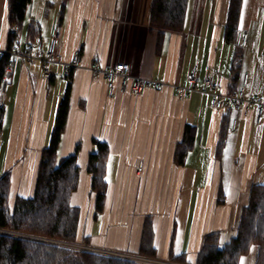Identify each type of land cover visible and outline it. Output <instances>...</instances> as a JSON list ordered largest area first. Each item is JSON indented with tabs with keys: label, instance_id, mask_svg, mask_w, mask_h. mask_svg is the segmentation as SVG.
I'll return each instance as SVG.
<instances>
[{
	"label": "crops",
	"instance_id": "crops-1",
	"mask_svg": "<svg viewBox=\"0 0 264 264\" xmlns=\"http://www.w3.org/2000/svg\"><path fill=\"white\" fill-rule=\"evenodd\" d=\"M7 1L0 0V57L16 30L7 22ZM229 2L187 0L183 30L167 32L158 42L149 23L151 0H32L23 23L25 48L20 49V41L13 46L21 51L33 47V59H12V75L0 93V176L9 175L11 201L33 196L40 155L69 88L57 157L75 156L79 167L70 198L79 211V242L145 260L138 257V247L149 218L153 260L161 264H178L179 259L195 264L209 234H218L220 246L228 244L236 236L252 188H264V0H241L237 32L247 33L245 50L225 37ZM31 22L40 37L29 44L25 33ZM54 33L60 37L61 60L44 79L41 59ZM76 51L79 67L67 72ZM92 63L102 69L127 63L133 79H147L160 88L149 86L133 95L132 80L123 92L117 79L115 95L108 98L104 80L92 78ZM193 66L199 70L197 90L179 101L175 88L188 87ZM211 75L216 80L213 94L220 96L234 94L242 76H248L233 133L232 105L216 111L212 93H202L203 81ZM233 79L237 89L231 93ZM221 130L225 141L217 148ZM182 140L187 153L180 165L175 151ZM96 143L109 150L99 214L87 170ZM257 254L258 248L251 246L239 264H255Z\"/></svg>",
	"mask_w": 264,
	"mask_h": 264
},
{
	"label": "trees",
	"instance_id": "trees-1",
	"mask_svg": "<svg viewBox=\"0 0 264 264\" xmlns=\"http://www.w3.org/2000/svg\"><path fill=\"white\" fill-rule=\"evenodd\" d=\"M32 0H8L7 22L15 27L8 37L7 52L0 57V93L4 69L9 64L13 44L18 42L21 29ZM241 0H230L225 37L235 43ZM187 0H151L150 26L158 33V42L165 33L183 30ZM29 44L39 40L37 25L31 22L26 29ZM240 54L238 55V57ZM241 57V56H240ZM239 67L232 70L234 79ZM232 80V92L236 91V80ZM69 110V88L61 99L55 116L48 145L42 150L36 173L34 193L31 198L16 197L11 201L8 173L0 176V264H139L137 261L120 257L102 256L96 253L75 250L46 243L42 240L61 241L77 246L79 211L70 204L72 193L79 181L76 157L58 159L57 153L65 128ZM4 107L0 104V133L3 125ZM226 133L221 130L217 148L223 146ZM97 152L89 157L88 172L92 175L91 189L95 194V214L104 205L106 183L105 165L109 153L104 143H96ZM175 159L182 164L187 153L182 140L176 146ZM154 233L149 218L144 220L138 257L154 259ZM251 246L258 248L255 264H264V188L253 187L249 203L243 208L236 236L223 246L219 245L218 234L204 237L197 253L195 264H239ZM178 264H185L182 259Z\"/></svg>",
	"mask_w": 264,
	"mask_h": 264
},
{
	"label": "built area",
	"instance_id": "built-area-1",
	"mask_svg": "<svg viewBox=\"0 0 264 264\" xmlns=\"http://www.w3.org/2000/svg\"><path fill=\"white\" fill-rule=\"evenodd\" d=\"M60 37L58 33H54L50 38V48L48 52L44 55V57L41 59V74L44 79H47L51 75V68L54 64H57L60 62ZM235 47L240 50H245L247 46V33L243 31H239L236 33L235 36ZM33 53L34 49L33 47L29 46L25 50L21 51L17 49L15 46L12 47L11 51L9 52V55L11 57V60L9 64L4 69L3 78L1 81L2 85H7L10 79V76L12 75V68H13V58H20L27 61H31L33 59ZM80 64V54L78 51H76L70 61L69 64L66 65L65 70L68 72L69 70L76 69L79 67ZM89 71L92 75V78L94 80L103 79L105 82L106 87V95L108 98H113L115 95V81L119 79L121 81V90L124 92L127 88V83L129 80H132V86L130 87V91L133 95H139L143 92V90L149 86L154 88H160V85L155 82H151L147 79H133L129 74V65L127 63H117L113 65L110 68L102 69L97 64L92 63L89 66ZM198 67L193 66L189 73V85L186 88H175V96L179 101H183L188 98L189 94L191 92H194L197 90V84H198ZM248 81V76L243 75L241 78V85L238 90L230 95V96H220L213 94L214 88L216 86V80L214 76H208L203 81V88L202 93L204 94H210L212 93L213 99L211 101L212 107L216 111L223 110L228 104L232 105V108L235 111V116L231 121L230 129L229 131L231 133L235 132L241 112L243 110L244 105V87L246 86ZM257 103L261 106L262 103L257 101ZM92 253L100 254L102 252L100 251H93ZM111 257H121V254H117L114 252H110ZM129 259V258H127Z\"/></svg>",
	"mask_w": 264,
	"mask_h": 264
},
{
	"label": "rangeland",
	"instance_id": "rangeland-1",
	"mask_svg": "<svg viewBox=\"0 0 264 264\" xmlns=\"http://www.w3.org/2000/svg\"><path fill=\"white\" fill-rule=\"evenodd\" d=\"M39 18V17H38ZM24 28H25V25L23 24L21 29L19 30L18 32V41H20V49H24L25 48V45L22 43L24 42L22 38H24ZM21 39V40H19ZM13 201V200H12ZM43 242H46V243H52L53 245H56V246H60V247H66V248H71V249H75V250H81V251H88V252H93V251H100L102 253H100L99 255H102V256H107L110 255V252L111 251H108V250H103V249H98L96 247H93V246H89V245H86L82 242H79L78 239H77V246H71L69 244H66V243H63L61 241H52V240H42ZM111 257V256H110ZM121 257H124L125 259L129 258L131 260H134V261H137L139 264H161V263H158L157 261L153 260V259H143V260H138L137 258H134V257H129V256H126V255H122ZM163 264H170V263H163ZM172 264V263H171Z\"/></svg>",
	"mask_w": 264,
	"mask_h": 264
}]
</instances>
